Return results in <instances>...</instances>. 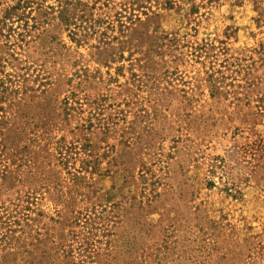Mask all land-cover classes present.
<instances>
[{"label": "rangeland", "instance_id": "374dc122", "mask_svg": "<svg viewBox=\"0 0 264 264\" xmlns=\"http://www.w3.org/2000/svg\"><path fill=\"white\" fill-rule=\"evenodd\" d=\"M0 264H264V0H0Z\"/></svg>", "mask_w": 264, "mask_h": 264}]
</instances>
